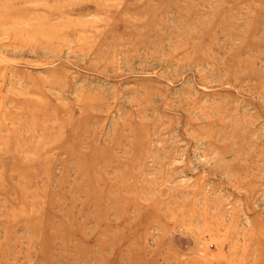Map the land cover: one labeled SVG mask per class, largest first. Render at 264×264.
Returning a JSON list of instances; mask_svg holds the SVG:
<instances>
[{"label":"rangeland","instance_id":"rangeland-1","mask_svg":"<svg viewBox=\"0 0 264 264\" xmlns=\"http://www.w3.org/2000/svg\"><path fill=\"white\" fill-rule=\"evenodd\" d=\"M0 264H264V0H0Z\"/></svg>","mask_w":264,"mask_h":264}]
</instances>
